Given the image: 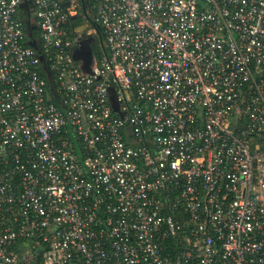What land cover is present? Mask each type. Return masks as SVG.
<instances>
[{
    "label": "built area",
    "instance_id": "built-area-1",
    "mask_svg": "<svg viewBox=\"0 0 264 264\" xmlns=\"http://www.w3.org/2000/svg\"><path fill=\"white\" fill-rule=\"evenodd\" d=\"M0 264H264V0H0Z\"/></svg>",
    "mask_w": 264,
    "mask_h": 264
},
{
    "label": "water",
    "instance_id": "water-1",
    "mask_svg": "<svg viewBox=\"0 0 264 264\" xmlns=\"http://www.w3.org/2000/svg\"><path fill=\"white\" fill-rule=\"evenodd\" d=\"M31 7H32V3L29 1H25L20 7L22 10L24 25L26 27L27 35L29 39H32V32H31L30 18H29V9ZM85 38H86L85 36L80 38L79 46L76 47L73 51V59L75 60V62L80 63V68L82 72H84L85 74H91L92 68L95 64V54L93 52V49L90 46H87V47L82 46L83 40ZM29 45L32 48H34L37 52H40V42L39 41L32 40L29 42ZM41 62H42V66L44 69V73L48 81L49 90L51 94L54 96V98L58 101V95L55 90L53 78L48 72L46 60L42 58Z\"/></svg>",
    "mask_w": 264,
    "mask_h": 264
},
{
    "label": "flooded vegetation",
    "instance_id": "flooded-vegetation-1",
    "mask_svg": "<svg viewBox=\"0 0 264 264\" xmlns=\"http://www.w3.org/2000/svg\"><path fill=\"white\" fill-rule=\"evenodd\" d=\"M78 22L82 24V26L80 27V30L83 31L81 35H83V37L84 36L86 37L83 40L82 46L83 47L90 46L93 49V52L95 54L96 53L99 54L105 51L106 46H105L104 36L100 32V30H97L93 34H87L89 31H91V28L93 26L92 13L90 12V13L85 14L84 18L80 16ZM87 26H88V29H87Z\"/></svg>",
    "mask_w": 264,
    "mask_h": 264
},
{
    "label": "trees",
    "instance_id": "trees-1",
    "mask_svg": "<svg viewBox=\"0 0 264 264\" xmlns=\"http://www.w3.org/2000/svg\"><path fill=\"white\" fill-rule=\"evenodd\" d=\"M30 26H31V32H32V39L33 38L35 39L36 37H38V30H37V28H36V26L34 24H32V25L30 24ZM100 32L102 33L101 30H100ZM96 54H98V53H96ZM43 74L45 75L44 70H43ZM50 75L52 76V74H50ZM45 77H46V75H45ZM52 78H53V76H52ZM46 80H47V78H46ZM47 83H48V81H47ZM53 83H54V79H53ZM48 88H49V85H48Z\"/></svg>",
    "mask_w": 264,
    "mask_h": 264
}]
</instances>
